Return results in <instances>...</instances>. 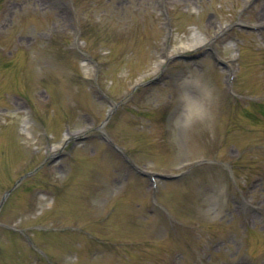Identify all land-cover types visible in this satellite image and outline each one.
I'll return each mask as SVG.
<instances>
[{"label":"rangeland","instance_id":"obj_1","mask_svg":"<svg viewBox=\"0 0 264 264\" xmlns=\"http://www.w3.org/2000/svg\"><path fill=\"white\" fill-rule=\"evenodd\" d=\"M236 22H264V0H0V201L28 174L0 264H264V118L232 105L264 104V29ZM213 55L239 56L233 88ZM181 101L209 118L167 121ZM101 131L145 171L191 175L152 198Z\"/></svg>","mask_w":264,"mask_h":264},{"label":"clouds","instance_id":"obj_2","mask_svg":"<svg viewBox=\"0 0 264 264\" xmlns=\"http://www.w3.org/2000/svg\"><path fill=\"white\" fill-rule=\"evenodd\" d=\"M207 118L209 117L205 115V116L198 118L197 120L188 121V118L186 116H181L180 114H178L177 117L175 118V122L177 123L178 127L182 126L185 129H190L194 127L196 123H202Z\"/></svg>","mask_w":264,"mask_h":264},{"label":"bare ground","instance_id":"obj_3","mask_svg":"<svg viewBox=\"0 0 264 264\" xmlns=\"http://www.w3.org/2000/svg\"><path fill=\"white\" fill-rule=\"evenodd\" d=\"M68 138H71V136H70V135H68V136H67V139H68Z\"/></svg>","mask_w":264,"mask_h":264}]
</instances>
